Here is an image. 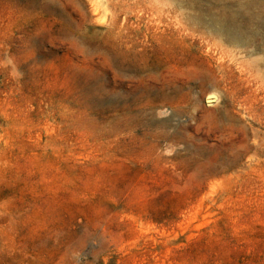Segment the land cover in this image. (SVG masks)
Wrapping results in <instances>:
<instances>
[{
    "label": "rangeland",
    "instance_id": "374dc122",
    "mask_svg": "<svg viewBox=\"0 0 264 264\" xmlns=\"http://www.w3.org/2000/svg\"><path fill=\"white\" fill-rule=\"evenodd\" d=\"M239 1L0 0V264H264V0Z\"/></svg>",
    "mask_w": 264,
    "mask_h": 264
},
{
    "label": "bare ground",
    "instance_id": "6f19581e",
    "mask_svg": "<svg viewBox=\"0 0 264 264\" xmlns=\"http://www.w3.org/2000/svg\"><path fill=\"white\" fill-rule=\"evenodd\" d=\"M239 1V0H238ZM247 1V0H245ZM241 2V1H239ZM244 2V1H243ZM236 3V2H235ZM238 5V3H237ZM246 5V4H245ZM254 5V4H253ZM252 5V6H253ZM248 6V5H247ZM238 7V6H237ZM236 7V8H237ZM257 7V6H256ZM235 8V10H236ZM254 8V7H253ZM258 9V8H257ZM239 10V9H238ZM255 11V8L253 9ZM249 11V10H248ZM232 12V11H231ZM242 13V12H241ZM256 14V12H254ZM227 14V13H226ZM225 14V15H226ZM229 14V13H228ZM244 14V13H243ZM224 15V14H223ZM253 15V14H252ZM234 17V16H233ZM212 17H210L211 19ZM249 18V17H248ZM247 18V19H248ZM200 19V18H199ZM230 19V17H229ZM244 19V18H243ZM209 20V19H208ZM212 20L214 21L215 24H217V27H216V30H218V32L220 33H223V35L225 36L227 42L230 41V42H239L241 40V36H240V31L238 30L239 28H242V27H239L237 28L236 25H232L231 22L232 21H229L227 19H223V18H215L213 16ZM207 22V21H206ZM205 22V23H206ZM235 22H238L236 19H235ZM247 22V21H246ZM213 23V22H212ZM237 24V23H236ZM209 27V26H208ZM215 28V27H214ZM212 31V29H211ZM213 32V31H212ZM245 38V37H244ZM225 40V41H226ZM241 42V41H240ZM240 46V45H239ZM242 46V45H241Z\"/></svg>",
    "mask_w": 264,
    "mask_h": 264
}]
</instances>
